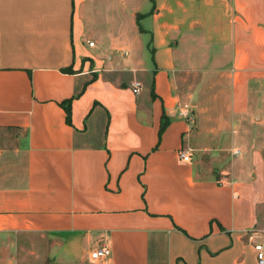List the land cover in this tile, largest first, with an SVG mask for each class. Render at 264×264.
I'll return each instance as SVG.
<instances>
[{
    "label": "crops",
    "instance_id": "crops-1",
    "mask_svg": "<svg viewBox=\"0 0 264 264\" xmlns=\"http://www.w3.org/2000/svg\"><path fill=\"white\" fill-rule=\"evenodd\" d=\"M38 235L51 264H260L264 0H0V264Z\"/></svg>",
    "mask_w": 264,
    "mask_h": 264
},
{
    "label": "rangeland",
    "instance_id": "rangeland-1",
    "mask_svg": "<svg viewBox=\"0 0 264 264\" xmlns=\"http://www.w3.org/2000/svg\"><path fill=\"white\" fill-rule=\"evenodd\" d=\"M200 79V78H199ZM198 78H190L191 82L193 81H198ZM187 104H189L187 106ZM183 106H187L191 110V100L189 103H184L182 104ZM194 115L196 114V109L193 111ZM193 115V118H194ZM206 156V155H205ZM210 156V155H208ZM216 163H219L221 161V157L217 159L214 158ZM212 162L210 157L206 158L205 162ZM210 162V163H211ZM36 238H40L43 240L41 235H38L37 237H33L32 239H35L31 241L30 238H21L17 247L16 254L20 258V262L23 264H51V260L49 258V252H48V244L45 241H36ZM57 253V252H55Z\"/></svg>",
    "mask_w": 264,
    "mask_h": 264
},
{
    "label": "built area",
    "instance_id": "built-area-1",
    "mask_svg": "<svg viewBox=\"0 0 264 264\" xmlns=\"http://www.w3.org/2000/svg\"><path fill=\"white\" fill-rule=\"evenodd\" d=\"M91 45L94 44L93 41L90 42ZM143 84L139 80H135L132 83V90L135 94H139L142 90ZM181 114L184 115L186 118H190V113L188 110V107L186 106L185 110H181ZM240 150H236L234 153L238 154ZM181 157L185 160H188L190 158V153L187 150L181 151ZM256 249L258 250V260L260 264H264V245L262 243H257L256 244ZM112 253L111 247L107 243H102L98 247L94 248L91 251V258L94 261H100L107 259Z\"/></svg>",
    "mask_w": 264,
    "mask_h": 264
},
{
    "label": "trees",
    "instance_id": "trees-1",
    "mask_svg": "<svg viewBox=\"0 0 264 264\" xmlns=\"http://www.w3.org/2000/svg\"><path fill=\"white\" fill-rule=\"evenodd\" d=\"M64 107L67 111V120L70 121V116H71V101H67L64 103Z\"/></svg>",
    "mask_w": 264,
    "mask_h": 264
}]
</instances>
